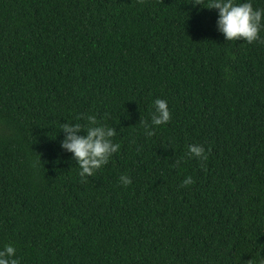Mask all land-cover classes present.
Returning a JSON list of instances; mask_svg holds the SVG:
<instances>
[{"label": "trees", "instance_id": "1", "mask_svg": "<svg viewBox=\"0 0 264 264\" xmlns=\"http://www.w3.org/2000/svg\"><path fill=\"white\" fill-rule=\"evenodd\" d=\"M191 2L0 0V248L21 264L264 261V29L226 41ZM89 115L120 148L82 180L61 128Z\"/></svg>", "mask_w": 264, "mask_h": 264}, {"label": "clouds", "instance_id": "2", "mask_svg": "<svg viewBox=\"0 0 264 264\" xmlns=\"http://www.w3.org/2000/svg\"><path fill=\"white\" fill-rule=\"evenodd\" d=\"M191 3L193 7L202 6L203 0H192ZM204 8L217 10L216 27L226 41L242 38L247 43H252L260 40L261 29H264V8H254L252 0H210L209 5ZM153 105L151 123L142 121L148 136L153 135L154 126L167 124L171 118L166 100L157 98ZM87 120L89 127L86 129H83L79 123H64L61 128L64 138L60 142V147L72 154V158L79 166V176L82 180L93 176L120 148V145L111 139L116 135L114 128L99 124L95 115L87 116ZM81 131L84 132L83 135L80 134ZM187 151L190 156L198 160L208 159V151L201 144H190ZM180 163L181 161L177 160L176 166ZM119 180L124 186L132 182L127 174H122ZM193 183V177L189 175L183 179L181 186ZM0 264H21L14 246L6 244L0 248Z\"/></svg>", "mask_w": 264, "mask_h": 264}]
</instances>
